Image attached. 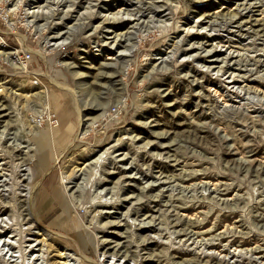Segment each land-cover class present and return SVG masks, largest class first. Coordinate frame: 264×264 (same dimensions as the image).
<instances>
[{"label":"rangeland","instance_id":"374dc122","mask_svg":"<svg viewBox=\"0 0 264 264\" xmlns=\"http://www.w3.org/2000/svg\"><path fill=\"white\" fill-rule=\"evenodd\" d=\"M59 1L0 0V264H264V0Z\"/></svg>","mask_w":264,"mask_h":264},{"label":"bare ground","instance_id":"6f19581e","mask_svg":"<svg viewBox=\"0 0 264 264\" xmlns=\"http://www.w3.org/2000/svg\"><path fill=\"white\" fill-rule=\"evenodd\" d=\"M68 1H70V0H60L59 2H60V3L63 2L64 4H66V2H68ZM71 1H73L74 4L79 3L78 1H75V0H71ZM63 3H62V4H63ZM64 4H63V5H64ZM59 7H60V6H59ZM70 11H71V10L69 9V12H67V13H65V14L62 15V14H61V13H63L62 10H61V9H57L56 12H54V13H55V14H54V17L58 16V17H60V18H62V19H63V18H66V17H67V18H71V17L73 16V13H71ZM42 13H43V12H42ZM45 14H46V13H45ZM48 14H49V13H48ZM33 16H36V17H37V16H44V14H41V13H37V14H35V13H33L32 17H33ZM83 18H84V17H83ZM119 18H120V17H116V19L114 20V21H118V22H116V24L122 22V20H121L122 18H121V19H119ZM37 19H38V18H37ZM107 19H108V18H107ZM107 19H105L104 22H106ZM109 19H110V18H109ZM35 20H36V19H35ZM107 21H108V20H107ZM109 21H110V20H109ZM112 22H113V21H112ZM111 24H112V23H111ZM70 31H71V30H68L67 32H66V31L57 32L56 34L52 35L51 37H52V38H56V39H62V38L66 39V37H64V36H65L66 34H68V33L70 34ZM261 31H262V30H261ZM73 32H74V31H73ZM69 34H68V35H69ZM68 35H67V36H68ZM68 38H69V37H68ZM0 46H1V43H0ZM2 54H4V55H6V56L9 57V56L13 55L14 52H13V51H7V52H6V51L0 49V55H2ZM11 60H12V59H11ZM82 76H83V75H82ZM41 97L43 98L44 96H41ZM42 98H41V99H42ZM43 99H44V98H43ZM90 104H91V103H90ZM42 177H43V176H42ZM51 199H52V198H51Z\"/></svg>","mask_w":264,"mask_h":264}]
</instances>
